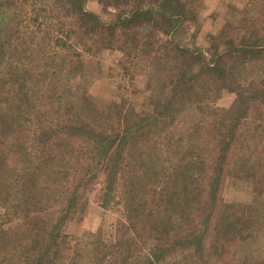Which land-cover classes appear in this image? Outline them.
<instances>
[{
    "label": "trees",
    "instance_id": "trees-1",
    "mask_svg": "<svg viewBox=\"0 0 264 264\" xmlns=\"http://www.w3.org/2000/svg\"><path fill=\"white\" fill-rule=\"evenodd\" d=\"M26 1L21 29L14 0H0V264H238L235 246L263 226L221 193L246 181L264 194V75L248 87L237 78L264 61V0H247L240 20L207 35L206 46L195 42L203 0H96L112 14L106 22L89 0ZM73 44L149 63L150 110L97 108L61 85V72L74 70ZM223 92L233 95L232 118L215 144L198 156L174 145L168 130L178 117ZM97 180L103 206H122L126 227L114 244L100 229L63 232ZM129 236L143 246L127 252Z\"/></svg>",
    "mask_w": 264,
    "mask_h": 264
},
{
    "label": "rangeland",
    "instance_id": "rangeland-1",
    "mask_svg": "<svg viewBox=\"0 0 264 264\" xmlns=\"http://www.w3.org/2000/svg\"><path fill=\"white\" fill-rule=\"evenodd\" d=\"M247 0H203V8L198 13L196 45L206 46L207 35L216 32L223 24H236ZM14 11L17 16L14 22L19 28L26 24L28 11L31 9L26 0H14ZM87 8L100 16L103 21H109L112 14L96 4V0H89ZM193 29V28H192ZM178 39L187 40L179 35ZM72 46L68 50L70 61H74V70H65L59 75V83L77 92L86 94L97 108H103L113 102L125 106L130 105L136 111L150 110L148 98L150 91L145 84L150 78L149 63L124 60L117 50L103 51L96 56L84 53L80 47ZM55 51L61 48L53 47ZM59 74V73H58ZM264 75V61L247 63L240 68L238 80L245 86H251ZM3 92L0 87V104ZM233 95L223 92L221 97L212 104L195 105L184 111L168 130L174 145L190 156H198L204 148L215 144L219 136L229 124L232 114L228 104ZM103 189L100 180L93 182L86 190V202L82 213L63 226V232L71 239L87 233L102 230L107 241L116 243L123 238L122 231L126 222L122 217V206L116 199L109 198L103 206ZM221 198L226 203L248 205L253 214L262 222L263 228L257 231L255 238L246 246L238 243L235 246V260L243 264L245 259H261L264 257V194L252 192L246 181L225 183ZM1 220V210H0ZM15 223V222H14ZM13 223V225H14ZM121 230V233L119 231ZM127 252L135 250V245L143 243L132 236L127 237Z\"/></svg>",
    "mask_w": 264,
    "mask_h": 264
}]
</instances>
